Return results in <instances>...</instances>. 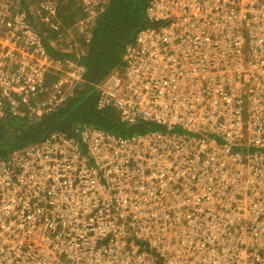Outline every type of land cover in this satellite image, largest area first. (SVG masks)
Listing matches in <instances>:
<instances>
[{
  "label": "built area",
  "instance_id": "obj_1",
  "mask_svg": "<svg viewBox=\"0 0 264 264\" xmlns=\"http://www.w3.org/2000/svg\"><path fill=\"white\" fill-rule=\"evenodd\" d=\"M15 1L0 0V116L51 110L83 76L39 41L61 0ZM81 1L89 17L108 2ZM146 14L165 25L138 35L100 103L160 130L79 127L0 158V264H264V0H149Z\"/></svg>",
  "mask_w": 264,
  "mask_h": 264
},
{
  "label": "trees",
  "instance_id": "obj_2",
  "mask_svg": "<svg viewBox=\"0 0 264 264\" xmlns=\"http://www.w3.org/2000/svg\"><path fill=\"white\" fill-rule=\"evenodd\" d=\"M38 1L16 0L15 3L21 12H27ZM148 2L108 0L101 4L97 15L89 17L81 6V0H61L58 13L65 20L66 27L74 26V21L70 20L72 16L75 20L78 17L84 18V24L73 27L72 38L64 33L57 39L59 30L41 35L39 41L50 61L56 64L62 62L66 67L82 68V81L70 80L72 82L63 93L64 99L51 110L39 109L30 101L23 104L20 112L10 111L0 116L2 160L10 157L12 148L22 151L45 140L54 132L72 133L79 127L108 130L117 135L160 130L161 127L154 122L140 118L134 119L133 123L122 121L117 109L100 103L104 81L112 74L124 76V67L128 63L131 48L137 47L140 31L146 28L158 29L165 25L162 20L150 22L145 12ZM47 68L55 70L52 66ZM79 84L82 88H79ZM70 87L76 89L70 92ZM83 149L87 154L86 144Z\"/></svg>",
  "mask_w": 264,
  "mask_h": 264
},
{
  "label": "rangeland",
  "instance_id": "obj_3",
  "mask_svg": "<svg viewBox=\"0 0 264 264\" xmlns=\"http://www.w3.org/2000/svg\"><path fill=\"white\" fill-rule=\"evenodd\" d=\"M81 6H83L84 7V3H81ZM147 11V7H146V10H145V12ZM98 12L99 11H96V13H95V15H97L98 14ZM84 18H81V17H78L76 20H83ZM70 20H73L74 21V23H75V18L72 16V18L70 19ZM65 21V20H64ZM64 21H62L63 23L61 24V26H60V32L59 33H57L56 34V38L58 39V37H60L62 34H64V33H67V35H68V37L69 38H72L73 37V26H71V27H66V25H65V22ZM3 28H4V25H2V24H0V38H2V35H3V32H4V30H3ZM144 30H146V29H142L141 31H140V33L142 32V31H144ZM140 33H139V36H140ZM141 58H143L142 56H141ZM62 69H65V67H66V64H63L62 62H60V63H57ZM122 77V76H121ZM82 88V86L79 84V88ZM74 89H76V88H69V91L71 92V91H73ZM118 112V111H117ZM117 117V116H116ZM118 117H119V112H118ZM117 117V118H118ZM126 129H127V126L125 127ZM12 130H9V132H11ZM88 150V149H87ZM91 168V167H90ZM89 168V169H90Z\"/></svg>",
  "mask_w": 264,
  "mask_h": 264
},
{
  "label": "bare ground",
  "instance_id": "obj_4",
  "mask_svg": "<svg viewBox=\"0 0 264 264\" xmlns=\"http://www.w3.org/2000/svg\"><path fill=\"white\" fill-rule=\"evenodd\" d=\"M139 234H141V232ZM139 234H137L136 236H130V237H131V239H133V238L137 237ZM131 243H132V240L127 241V244H131Z\"/></svg>",
  "mask_w": 264,
  "mask_h": 264
}]
</instances>
